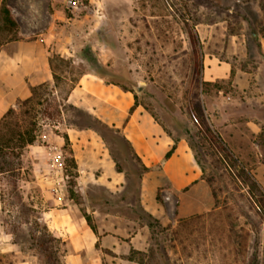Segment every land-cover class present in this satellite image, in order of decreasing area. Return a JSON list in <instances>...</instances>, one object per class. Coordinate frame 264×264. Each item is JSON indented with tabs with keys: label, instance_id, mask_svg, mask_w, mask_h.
<instances>
[{
	"label": "rangeland",
	"instance_id": "obj_1",
	"mask_svg": "<svg viewBox=\"0 0 264 264\" xmlns=\"http://www.w3.org/2000/svg\"><path fill=\"white\" fill-rule=\"evenodd\" d=\"M3 4L17 27L0 20V49L42 39L50 56L72 58L78 71L134 92L144 82L138 106L185 142L204 175L172 187L168 179L178 187L198 178L190 152L179 147L167 176V159L143 158L128 137L129 110L88 93L69 100L72 83L64 79L44 95L62 103V114L41 120L15 175H0V264H68L70 240L43 252L33 236L31 221L44 223L53 206L76 218L87 213L97 226L99 246L83 264H264V0ZM134 92L113 84L102 94L126 107ZM72 157L78 167L68 173ZM50 173L60 184L57 205L38 184ZM13 185L22 197L11 196Z\"/></svg>",
	"mask_w": 264,
	"mask_h": 264
},
{
	"label": "crops",
	"instance_id": "obj_2",
	"mask_svg": "<svg viewBox=\"0 0 264 264\" xmlns=\"http://www.w3.org/2000/svg\"><path fill=\"white\" fill-rule=\"evenodd\" d=\"M52 81L53 72L50 65V51L42 39L18 40L2 46L0 49V121L5 113L11 107H14L19 100L31 96L32 85ZM111 85L113 84H107L96 73H86L70 92L69 100L81 95V93H88L111 104L121 112L130 111V108L134 105V99L132 104L129 103L126 107H122L102 94L103 89ZM125 131L141 156L147 159L150 158V161L161 162L166 152L174 144V139L164 131L163 127L149 112L143 111L140 106H137L130 113L125 125ZM181 145L185 151L190 152L196 168L199 171V176L188 185L183 184L176 187L172 182V171L167 163L179 151ZM161 146L163 150L159 152ZM162 168L165 174L167 176L170 175L172 178V181L168 179L172 187L178 190L192 185L202 177V170L196 162L193 151L188 148L185 142L180 140L174 153L167 159ZM38 184L44 191L46 199H54L57 205V200L60 198L58 194L60 185L58 178H55L52 173L47 176L40 175ZM42 218L50 230L57 236L70 240L73 251L67 257L68 264H83L84 254L96 251L100 238L92 230L86 218H76L66 206L50 207L43 212ZM94 259L97 260L98 258L95 257Z\"/></svg>",
	"mask_w": 264,
	"mask_h": 264
},
{
	"label": "trees",
	"instance_id": "obj_3",
	"mask_svg": "<svg viewBox=\"0 0 264 264\" xmlns=\"http://www.w3.org/2000/svg\"><path fill=\"white\" fill-rule=\"evenodd\" d=\"M0 20L4 21L5 27L9 30H13L17 27V22L12 14L10 7L7 4H3L0 10ZM90 62L94 65H99L96 58H91ZM50 65L53 72V81L44 82L38 85L31 86V96L20 100L19 107H11L3 116L0 121V175H15L16 171L21 168L22 156L24 150L27 146L34 144L39 137V126L43 119H56L62 114V103L56 100V97L52 101L44 97V95L52 94L57 92V87L62 80H67L72 83V89L79 83L81 77L88 71L79 70V66L76 65L72 58L65 57L62 54H52L50 56ZM65 69L68 74L65 73ZM99 75V73H96ZM100 76L105 79L104 75ZM107 84H115L122 87L125 91H133L126 86L116 83L114 81H109L105 79ZM207 82V81H205ZM140 104L139 94L134 92V105L130 108V113H132L135 108ZM66 140H69L68 134H65ZM179 139L174 138V144L170 150L165 154V158L168 159L172 156L175 149L177 148ZM195 156V155H194ZM197 164L203 171L204 168L202 163L195 156ZM118 171H122L121 167L118 165ZM68 168L66 167V172H72L69 166L72 168H77V162L74 157L68 159ZM73 180V179H72ZM76 184L75 179L72 181ZM12 197L21 196L20 191L16 185H13V189L10 192ZM71 196H75V191L73 188L70 189ZM160 199V197H158ZM88 224L92 230L98 234V228L92 223L91 215L84 214ZM32 223V231L34 239L37 244L41 247L42 251H47L50 242H58L61 237L57 236L54 232L50 230L46 222L42 223L39 221V217H35ZM152 226V223H150ZM99 242V241H98ZM52 246V245H51ZM50 246V247H51ZM99 246V243H97ZM129 259H134L131 255ZM105 264V263H103ZM140 264L144 263V259H140Z\"/></svg>",
	"mask_w": 264,
	"mask_h": 264
},
{
	"label": "water",
	"instance_id": "obj_4",
	"mask_svg": "<svg viewBox=\"0 0 264 264\" xmlns=\"http://www.w3.org/2000/svg\"><path fill=\"white\" fill-rule=\"evenodd\" d=\"M145 86V83L144 82H139L137 83V85L135 86V90L137 93H140L143 89V87Z\"/></svg>",
	"mask_w": 264,
	"mask_h": 264
},
{
	"label": "bare ground",
	"instance_id": "obj_5",
	"mask_svg": "<svg viewBox=\"0 0 264 264\" xmlns=\"http://www.w3.org/2000/svg\"><path fill=\"white\" fill-rule=\"evenodd\" d=\"M111 97V96H110ZM118 104V103H117ZM121 106V105H120Z\"/></svg>",
	"mask_w": 264,
	"mask_h": 264
}]
</instances>
